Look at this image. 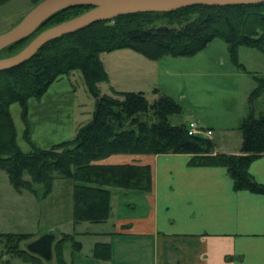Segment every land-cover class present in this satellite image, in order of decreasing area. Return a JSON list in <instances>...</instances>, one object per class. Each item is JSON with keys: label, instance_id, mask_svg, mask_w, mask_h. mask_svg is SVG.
Masks as SVG:
<instances>
[{"label": "trees", "instance_id": "obj_1", "mask_svg": "<svg viewBox=\"0 0 264 264\" xmlns=\"http://www.w3.org/2000/svg\"><path fill=\"white\" fill-rule=\"evenodd\" d=\"M88 8L82 4L56 11L32 34L2 48L0 55L22 46L47 23H58ZM215 37L226 42L232 55L241 44L264 53V1L123 13L49 40L24 62L0 70V168L17 189L35 190L33 183H41L42 195L50 191L55 177L73 179L72 211L76 221L107 219L114 188L150 190L149 164L97 162L112 153H189L191 165L225 166L234 189L264 193V182L257 181L248 170L249 163L264 153V110L255 113L253 108V99L264 91V77L254 74L256 85L249 92V108L238 124L241 144L237 153L215 152L211 137L189 134L187 123L171 122L170 115L181 110L171 95L160 93L148 98L143 90L108 93L98 86L107 78L101 51L130 47L153 58L165 53L191 55ZM76 68L94 97L92 115L79 125L72 138L49 147L37 146L29 136L27 99L40 97L58 76ZM13 102L22 107L26 122L23 135L31 146L29 150L21 149L16 140L9 109ZM29 235L0 232V256L9 253L31 264H44L42 257L20 245ZM65 240H71L74 250L81 246L73 233L62 232L52 246L58 264H67L63 256ZM93 255L109 258L110 242H95ZM8 261L3 258V264Z\"/></svg>", "mask_w": 264, "mask_h": 264}, {"label": "rangeland", "instance_id": "obj_2", "mask_svg": "<svg viewBox=\"0 0 264 264\" xmlns=\"http://www.w3.org/2000/svg\"><path fill=\"white\" fill-rule=\"evenodd\" d=\"M38 1L0 0V33L15 25ZM56 23L53 20L44 28ZM31 39L10 53H1L0 57L16 53ZM100 58L107 71L106 80L98 82L101 91L110 93L142 88L148 98H152L155 94L151 89L158 86L160 91L170 94L181 105L179 112L170 115L171 122L196 118L213 126L211 136L216 139L221 134L219 130L229 127L228 134L233 144H236L237 133L240 132L236 125L246 115L249 92L256 85L254 74L264 77V53L256 47L241 44L232 55L226 42L219 37L211 39L191 55L165 53L153 58L130 47H119L101 51ZM93 108L94 97L80 69H73L58 76L40 97L27 99L29 136L40 147L72 138L79 125L90 119ZM253 108L255 113L264 110V91L253 99ZM9 109L15 124L16 140L21 149L29 150L31 146L23 135L26 122L22 117V107L13 102ZM25 177H29L27 173ZM33 186L35 190L15 188L5 170L0 168V232L30 233L20 242L23 248L50 230L55 234L54 246V242L61 238L62 232H57L59 229L71 231L73 225L79 229L90 224L81 221L76 225L71 221L73 179L55 177L46 195H42L41 183H33ZM77 239L83 242L81 251L73 249L71 240H65L64 257L68 264L72 261V264H87L86 257H92L93 237L81 235ZM3 258L9 259L5 264H31L29 260L9 253L0 256V264H3ZM43 260L44 264H58L53 247L51 259Z\"/></svg>", "mask_w": 264, "mask_h": 264}, {"label": "crops", "instance_id": "obj_3", "mask_svg": "<svg viewBox=\"0 0 264 264\" xmlns=\"http://www.w3.org/2000/svg\"><path fill=\"white\" fill-rule=\"evenodd\" d=\"M156 87L151 89L154 96L168 94L160 88L154 91ZM191 120L213 133L212 125L196 118L173 123ZM229 131L223 127L217 139L202 134L214 140L215 152L237 153L241 132L233 144ZM189 157V153L150 152L112 153L99 159L100 163L149 164L150 190L114 188L107 219L93 222L73 217L76 225L90 224L57 232L73 233L81 245L76 249L79 252L83 242L77 237H93L87 264H264V193L234 189L225 166L191 165ZM248 170L264 182V153L249 163ZM97 241L110 242L109 258L93 255Z\"/></svg>", "mask_w": 264, "mask_h": 264}, {"label": "water", "instance_id": "obj_4", "mask_svg": "<svg viewBox=\"0 0 264 264\" xmlns=\"http://www.w3.org/2000/svg\"><path fill=\"white\" fill-rule=\"evenodd\" d=\"M262 1L264 0H40L15 25L0 33V50L32 34L46 18L62 8L82 4L89 8L78 15L40 30L19 51L0 57V70L24 62L53 38L82 29L95 21L114 18L119 14L137 11H168L196 4H251ZM54 238L55 234L50 230L29 241L26 248L43 259L50 260Z\"/></svg>", "mask_w": 264, "mask_h": 264}, {"label": "built area", "instance_id": "obj_5", "mask_svg": "<svg viewBox=\"0 0 264 264\" xmlns=\"http://www.w3.org/2000/svg\"><path fill=\"white\" fill-rule=\"evenodd\" d=\"M187 131L189 134H202V133H208L211 134L210 129H205L203 126H201L199 123L195 121H189L187 123Z\"/></svg>", "mask_w": 264, "mask_h": 264}]
</instances>
